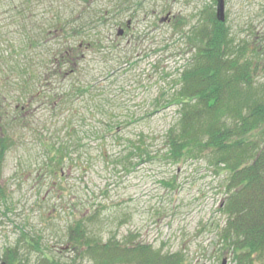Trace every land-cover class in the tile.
I'll return each instance as SVG.
<instances>
[{"label":"rangeland","instance_id":"rangeland-1","mask_svg":"<svg viewBox=\"0 0 264 264\" xmlns=\"http://www.w3.org/2000/svg\"><path fill=\"white\" fill-rule=\"evenodd\" d=\"M215 7L0 0V259L15 251L16 264H92L71 250L69 232L81 223L103 244L149 245L182 264H237L224 241L223 165L204 154L173 162L165 145L177 118L165 101L189 56L182 34ZM225 16L234 43L262 69L264 0H225ZM61 53L73 65L55 74Z\"/></svg>","mask_w":264,"mask_h":264},{"label":"trees","instance_id":"trees-1","mask_svg":"<svg viewBox=\"0 0 264 264\" xmlns=\"http://www.w3.org/2000/svg\"><path fill=\"white\" fill-rule=\"evenodd\" d=\"M182 37L189 56L164 100L177 108L175 124L165 135L166 156L177 162L204 154L214 167L223 165L224 241L229 239L237 264H264V145L259 143H264V81H256L264 67L244 56V47L234 43L226 22H217L209 8ZM54 62L55 74L73 65L65 53ZM0 143L1 161L7 145L3 139ZM4 197L0 176V201ZM69 242L74 253L92 264H182L177 255H162L149 245L103 244L88 236L81 223L71 228ZM14 252L7 251L0 264H16ZM43 262L49 263L46 258Z\"/></svg>","mask_w":264,"mask_h":264},{"label":"water","instance_id":"water-1","mask_svg":"<svg viewBox=\"0 0 264 264\" xmlns=\"http://www.w3.org/2000/svg\"><path fill=\"white\" fill-rule=\"evenodd\" d=\"M216 11L215 18L218 22H225V1L224 0H216ZM123 33L122 30H119L118 36H121ZM221 264H226V260H223Z\"/></svg>","mask_w":264,"mask_h":264}]
</instances>
